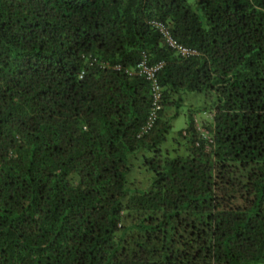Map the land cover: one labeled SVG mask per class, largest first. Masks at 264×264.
I'll return each instance as SVG.
<instances>
[{
    "label": "trees",
    "instance_id": "trees-1",
    "mask_svg": "<svg viewBox=\"0 0 264 264\" xmlns=\"http://www.w3.org/2000/svg\"><path fill=\"white\" fill-rule=\"evenodd\" d=\"M0 264H264V0H0Z\"/></svg>",
    "mask_w": 264,
    "mask_h": 264
},
{
    "label": "built area",
    "instance_id": "built-area-1",
    "mask_svg": "<svg viewBox=\"0 0 264 264\" xmlns=\"http://www.w3.org/2000/svg\"><path fill=\"white\" fill-rule=\"evenodd\" d=\"M149 23L162 36L166 45L169 48H171L172 50H174V52L177 55H179L181 57H186L189 55H193L195 53V51L193 49L185 47V46L177 43L170 36L166 26L162 22L151 20V21H149ZM160 65H161L160 62L152 64V65H147L144 62V60H140L132 70L136 74L144 77L148 81V84H149L151 103H150L149 112H148V115L146 117L145 124L142 127V130L147 129L151 125L152 121L155 118L156 111L160 108V104H159L160 89H159V86H158L156 79H155V72L158 70Z\"/></svg>",
    "mask_w": 264,
    "mask_h": 264
},
{
    "label": "rangeland",
    "instance_id": "rangeland-1",
    "mask_svg": "<svg viewBox=\"0 0 264 264\" xmlns=\"http://www.w3.org/2000/svg\"><path fill=\"white\" fill-rule=\"evenodd\" d=\"M209 103L202 94L196 92H185L182 94V103L178 108V113L170 119V129L167 136L175 135L178 130L184 127L187 110L193 112L196 120L202 117V108ZM126 179L129 188H145L149 184V174L142 167H133L127 174Z\"/></svg>",
    "mask_w": 264,
    "mask_h": 264
}]
</instances>
